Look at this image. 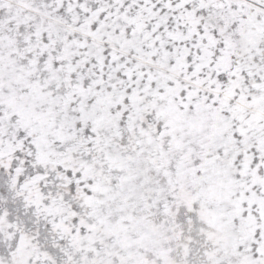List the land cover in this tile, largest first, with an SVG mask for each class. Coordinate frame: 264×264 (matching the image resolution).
I'll use <instances>...</instances> for the list:
<instances>
[{"label":"snow or ice","instance_id":"1","mask_svg":"<svg viewBox=\"0 0 264 264\" xmlns=\"http://www.w3.org/2000/svg\"><path fill=\"white\" fill-rule=\"evenodd\" d=\"M0 264H264V0H0Z\"/></svg>","mask_w":264,"mask_h":264}]
</instances>
